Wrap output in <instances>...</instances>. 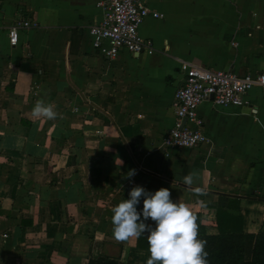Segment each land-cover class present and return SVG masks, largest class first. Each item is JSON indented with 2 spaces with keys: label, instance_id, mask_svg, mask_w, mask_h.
Masks as SVG:
<instances>
[{
  "label": "crops",
  "instance_id": "0c3cea01",
  "mask_svg": "<svg viewBox=\"0 0 264 264\" xmlns=\"http://www.w3.org/2000/svg\"><path fill=\"white\" fill-rule=\"evenodd\" d=\"M95 1L0 0V264H86L97 256L146 264L137 238L118 242L112 232L111 209L135 186L168 189L207 235L217 234L213 207L229 199L245 234L264 230V88L250 89L242 107L202 103L200 146L159 144L174 121L181 61L264 73V0H143L160 16L138 28L153 53L121 50L113 59L90 45ZM21 18L34 27L9 47L6 30ZM38 100L53 104L57 118H34ZM189 173L191 187L183 183ZM252 242L244 241L245 260Z\"/></svg>",
  "mask_w": 264,
  "mask_h": 264
},
{
  "label": "built area",
  "instance_id": "2783aa9c",
  "mask_svg": "<svg viewBox=\"0 0 264 264\" xmlns=\"http://www.w3.org/2000/svg\"><path fill=\"white\" fill-rule=\"evenodd\" d=\"M95 8L100 13L99 19L87 27V32L91 48L97 54L113 59L121 50L136 55L153 53L151 42L139 36L138 28L145 18L160 16L150 11L143 0H96ZM33 27L25 19L13 20L6 30L8 46L17 44L21 30ZM178 65L182 81L173 92L174 121L160 140L163 150L192 149L207 141L201 131L202 120L197 115L202 103L221 108L242 107L250 89L264 88V73L238 76L230 71L208 70L182 61Z\"/></svg>",
  "mask_w": 264,
  "mask_h": 264
},
{
  "label": "clouds",
  "instance_id": "9594fccd",
  "mask_svg": "<svg viewBox=\"0 0 264 264\" xmlns=\"http://www.w3.org/2000/svg\"><path fill=\"white\" fill-rule=\"evenodd\" d=\"M34 118L54 120L58 113L51 103L38 100L32 108ZM128 178L135 175L131 170ZM194 173L183 177V183L191 187L194 184ZM203 195L200 187L194 189ZM142 209L138 211L141 204ZM206 207L204 201H199ZM113 215V238L118 242H126L132 238H140L147 234L148 252L146 264H208L206 241L198 238L199 226L197 216L186 203H177L171 198L166 188L149 192L141 186L133 187L128 198L123 199L111 209ZM152 221L154 227L147 221Z\"/></svg>",
  "mask_w": 264,
  "mask_h": 264
},
{
  "label": "trees",
  "instance_id": "16d2710c",
  "mask_svg": "<svg viewBox=\"0 0 264 264\" xmlns=\"http://www.w3.org/2000/svg\"><path fill=\"white\" fill-rule=\"evenodd\" d=\"M235 199H229L226 208H214V220L217 234L207 235L199 224L198 238L206 241L208 264H264V230L260 229L255 234H245L242 231V217L238 212H233ZM234 206V207H233ZM264 217V216H263ZM137 239L136 246L148 252L147 240ZM252 239V246L248 260L244 258V241ZM150 256V253L148 252ZM86 264H116L114 258L97 256L88 258Z\"/></svg>",
  "mask_w": 264,
  "mask_h": 264
}]
</instances>
